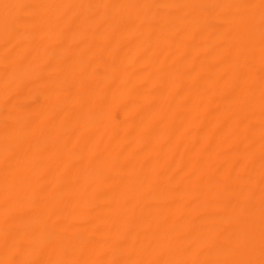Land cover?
<instances>
[{
  "label": "bare ground",
  "instance_id": "bare-ground-1",
  "mask_svg": "<svg viewBox=\"0 0 264 264\" xmlns=\"http://www.w3.org/2000/svg\"><path fill=\"white\" fill-rule=\"evenodd\" d=\"M0 264H264V0H0Z\"/></svg>",
  "mask_w": 264,
  "mask_h": 264
}]
</instances>
